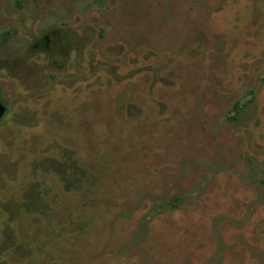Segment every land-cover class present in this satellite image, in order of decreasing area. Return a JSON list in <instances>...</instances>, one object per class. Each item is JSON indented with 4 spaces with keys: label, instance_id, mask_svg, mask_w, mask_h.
<instances>
[{
    "label": "rangeland",
    "instance_id": "obj_1",
    "mask_svg": "<svg viewBox=\"0 0 264 264\" xmlns=\"http://www.w3.org/2000/svg\"><path fill=\"white\" fill-rule=\"evenodd\" d=\"M0 264H264V0H0Z\"/></svg>",
    "mask_w": 264,
    "mask_h": 264
},
{
    "label": "trees",
    "instance_id": "obj_2",
    "mask_svg": "<svg viewBox=\"0 0 264 264\" xmlns=\"http://www.w3.org/2000/svg\"><path fill=\"white\" fill-rule=\"evenodd\" d=\"M240 108H243L242 106H239ZM237 108H238V106H237Z\"/></svg>",
    "mask_w": 264,
    "mask_h": 264
}]
</instances>
